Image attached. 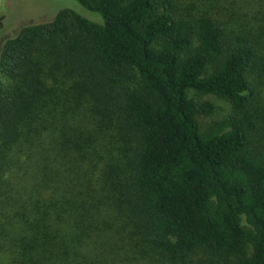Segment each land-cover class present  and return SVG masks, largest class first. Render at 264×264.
I'll list each match as a JSON object with an SVG mask.
<instances>
[{"label":"trees","instance_id":"trees-1","mask_svg":"<svg viewBox=\"0 0 264 264\" xmlns=\"http://www.w3.org/2000/svg\"><path fill=\"white\" fill-rule=\"evenodd\" d=\"M75 1L2 40L0 264H264V0Z\"/></svg>","mask_w":264,"mask_h":264},{"label":"rangeland","instance_id":"rangeland-1","mask_svg":"<svg viewBox=\"0 0 264 264\" xmlns=\"http://www.w3.org/2000/svg\"><path fill=\"white\" fill-rule=\"evenodd\" d=\"M63 9L73 10L92 21H102L100 15L84 9L75 0H0V48L3 45L2 40L14 36L21 27L54 19ZM189 97L197 105L209 103L214 106L212 114L199 116L203 130H207L214 122L226 118L231 112L230 103L213 94H200L192 90ZM260 110V115L264 116L262 106ZM217 262L230 264V261L222 259Z\"/></svg>","mask_w":264,"mask_h":264}]
</instances>
